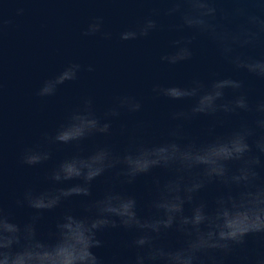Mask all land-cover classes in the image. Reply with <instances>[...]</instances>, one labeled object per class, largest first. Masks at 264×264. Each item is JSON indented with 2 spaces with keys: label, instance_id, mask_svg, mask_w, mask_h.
Listing matches in <instances>:
<instances>
[{
  "label": "clouds",
  "instance_id": "9594fccd",
  "mask_svg": "<svg viewBox=\"0 0 264 264\" xmlns=\"http://www.w3.org/2000/svg\"><path fill=\"white\" fill-rule=\"evenodd\" d=\"M162 2L169 5L164 15L179 18L172 29L191 34L172 40V50L159 57L161 63L172 66L191 60L193 42L202 36L235 71L264 81L262 0H228L233 5L229 10L218 9L219 0ZM23 11L18 8L16 14ZM159 14V9H152L141 23L122 31L119 39L148 37L160 27L153 18ZM10 23L0 7V39ZM102 25V17H95L82 35L99 33L111 39ZM246 49H260L259 58L245 55L241 50ZM82 70L93 68L66 64L43 80L35 95H55L60 85L75 81ZM151 92L155 98L191 102L186 109L169 113L174 123L163 140L147 143L130 137L120 151L103 144L84 154L83 142L110 137L114 118L142 109L134 96L121 95L98 116L92 99L86 97L53 132L42 133L39 141L22 150L18 162L31 168L52 159V146L76 149L47 171L49 186L26 187L10 207L5 206L0 176V264H223L250 239L264 248V98L251 103L245 82L231 76L207 82L193 78L183 85L154 84ZM242 114L250 119L241 118L226 128L229 118ZM201 117L212 121L203 137L189 130ZM125 132L122 125L121 134ZM106 173L113 174L114 183L96 197L93 182ZM141 177L151 181L148 211L143 215L138 198L118 187L134 185ZM209 189L215 194L210 199L202 197ZM73 198H80L78 208L65 207ZM12 207L30 210L27 218L18 220ZM57 209L61 211L54 222L40 232L45 213ZM111 230L131 234L124 244L131 255L114 253L103 258L93 251L105 247L101 236ZM240 261L249 264L247 256ZM250 264H264V252L257 253Z\"/></svg>",
  "mask_w": 264,
  "mask_h": 264
},
{
  "label": "water",
  "instance_id": "95a60500",
  "mask_svg": "<svg viewBox=\"0 0 264 264\" xmlns=\"http://www.w3.org/2000/svg\"><path fill=\"white\" fill-rule=\"evenodd\" d=\"M168 6L162 0H0L4 19L11 20L0 39V176L6 207H10L13 199L28 186H49L45 180L47 171L76 151L71 145L52 146V159L43 165L29 168L18 162L25 147L39 141L42 133L53 132L83 98L92 99L98 116L103 115L117 96H134L142 104L140 112L122 113L111 121L110 137L96 136L83 142L84 154L103 144L120 151L127 147L130 137L147 143L167 138L174 123L170 121L169 113L186 109L191 102L155 98L151 92L154 84L183 85L193 78L207 82L231 76L245 82L251 103L264 98V81L235 71L205 37H197L193 42L191 60L172 66L161 63L159 57L172 50V40L191 34L187 30L177 32L172 29V25L179 23V18L164 15L163 10ZM216 7L229 10L233 5L228 0H219ZM18 8L24 10L23 14H16ZM152 9L160 10V14L153 17L160 26L158 30L136 40L119 39L122 31L141 23ZM95 17H102V31L110 32L111 39H103L99 33L82 35ZM241 51L256 58L261 53L260 49ZM70 62L81 64L82 69L90 65L93 71L82 70L75 81L60 85L53 96L37 97L35 93L41 82ZM241 118L250 119V115L229 118L226 128L235 126ZM211 123L210 118L201 117L189 126V130L203 137ZM122 125L126 129L124 135L121 134ZM150 182V177H141L134 185L118 186L138 198L142 215L148 211ZM113 183L112 173L98 178L93 182L94 196L102 195ZM214 194L215 190L209 189L201 196L210 199ZM79 199L66 201L65 207L78 208ZM11 210L18 220L26 219L30 211L14 207ZM60 211L45 213L38 230L46 231ZM101 239L105 241V247L93 250L98 256L131 255V251L124 248L131 239L130 233L111 230L102 234ZM259 252H264V248L250 239L246 247L224 258L223 264H241L240 257L243 256L249 258L250 264Z\"/></svg>",
  "mask_w": 264,
  "mask_h": 264
}]
</instances>
